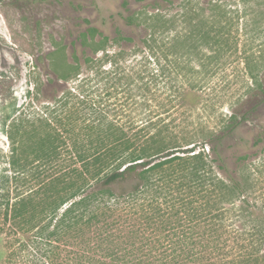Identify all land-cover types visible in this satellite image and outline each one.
Listing matches in <instances>:
<instances>
[{
    "label": "trees",
    "instance_id": "1",
    "mask_svg": "<svg viewBox=\"0 0 264 264\" xmlns=\"http://www.w3.org/2000/svg\"><path fill=\"white\" fill-rule=\"evenodd\" d=\"M240 1L153 0L109 49L89 29L0 171L1 264L264 259V48Z\"/></svg>",
    "mask_w": 264,
    "mask_h": 264
},
{
    "label": "rangeland",
    "instance_id": "2",
    "mask_svg": "<svg viewBox=\"0 0 264 264\" xmlns=\"http://www.w3.org/2000/svg\"><path fill=\"white\" fill-rule=\"evenodd\" d=\"M220 1L241 5L240 0ZM247 3L250 5V24L241 37L249 48L256 51L259 47L264 48V0H247ZM153 6V0H0V171L8 167L7 161L20 142L22 131L29 128L27 123L36 119L47 102L54 101L56 96L53 98V94L58 95L62 82L57 79L55 71L64 70L66 61L81 56L83 50L89 55L93 53L89 45V29H97L95 38L102 39L103 47L114 48L116 44H112V37L115 33L128 30L123 16L136 18L141 11L151 10ZM81 32L88 42L85 48L80 46ZM261 52L264 57V50ZM242 66L239 63L233 71L228 69V74L225 72V79L230 80L227 83L232 89L240 88L244 82ZM223 78L216 83V91L226 85ZM68 85L74 84L71 81ZM197 99L194 93L187 95L189 102ZM226 110L227 104L224 103L219 111ZM38 124L35 121V125ZM230 166L235 168L231 163ZM238 167L235 168L236 175L239 173L243 182L245 171L240 168L238 172ZM250 189L256 198L264 197V184ZM250 209L254 211L252 217L264 219V210L253 206ZM3 251L0 237V259ZM214 264H264V259L259 263L251 260L249 263Z\"/></svg>",
    "mask_w": 264,
    "mask_h": 264
}]
</instances>
